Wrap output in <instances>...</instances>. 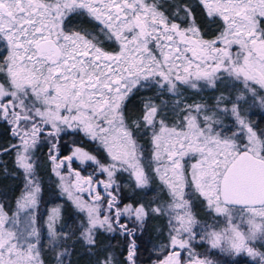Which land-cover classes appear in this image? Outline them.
Returning <instances> with one entry per match:
<instances>
[{
    "label": "snow or ice",
    "instance_id": "obj_1",
    "mask_svg": "<svg viewBox=\"0 0 264 264\" xmlns=\"http://www.w3.org/2000/svg\"><path fill=\"white\" fill-rule=\"evenodd\" d=\"M196 6L218 24L214 32ZM74 17L84 18L78 28ZM0 48V121L16 141L0 145V155L13 153L23 175L15 210L0 202V264H44L41 226L49 247L62 248L56 264L70 255L58 241L78 232L94 248L99 231L129 239L122 260L105 249L96 264H138L136 237L153 216L166 217L167 233L151 264H217L194 244L264 264V130L242 112L248 94L264 106V0H0ZM153 86L177 97L181 87L220 95L211 107L177 99L171 117L163 99L149 98L130 120V98ZM68 133L105 160L77 145L61 156ZM45 145L60 195L82 217L77 231L61 225L63 205L38 220ZM74 161L106 179L82 176ZM125 173L136 189L158 182L162 197L121 206L117 175ZM201 203L213 223L199 218Z\"/></svg>",
    "mask_w": 264,
    "mask_h": 264
},
{
    "label": "trees",
    "instance_id": "obj_2",
    "mask_svg": "<svg viewBox=\"0 0 264 264\" xmlns=\"http://www.w3.org/2000/svg\"><path fill=\"white\" fill-rule=\"evenodd\" d=\"M190 5H196V0H187ZM196 12L200 20L208 25L209 29L213 32L218 27V24H214L207 20L203 15V10L196 6ZM84 23L83 17H74L72 27L78 28L80 24ZM90 27V25H86ZM116 45L112 44L109 46L110 49L115 48ZM231 82L226 81L224 85H220V91H224L225 86ZM180 92L182 96L177 97L171 93H163L161 89L155 86L148 89H140L134 93L130 98V101L126 104V115L130 120L138 119L143 111V104L151 98L155 103L159 104L160 99H163L168 107L165 111L169 117L173 115L172 109L175 108V101L177 99H185L187 103H204L208 106H214L216 97L220 95V92L211 89L203 88L197 92L186 87H181ZM225 95H229V92H225ZM260 96H264V92L259 93ZM159 97V98H158ZM242 112L246 114V118L253 124L257 131L264 130V106H261L259 98H253L250 94L246 96V102L242 104ZM171 123V120L169 121ZM230 121L225 118V123ZM145 140H141L144 143ZM9 143H16L11 137L9 125L0 121V145H7ZM73 145L81 146L86 148L89 152L99 156L104 161L105 155L102 152H97V146L90 143L81 134H63L60 138V154L62 156L70 154ZM147 147V145H146ZM40 158V175L42 178V193L40 199V208L38 209V220L41 222L46 218L47 210L56 205H63V214L61 219V225H67L64 228L65 231L71 228L72 231H77L78 221L82 219L75 212L74 208L67 201V198L60 195V189L58 188L59 180L56 176L51 173L52 165L47 159V145L40 149L37 154ZM73 167L79 169L82 174L92 173L95 178L102 179L104 176H97L95 166L86 163L81 165L79 162L74 161ZM66 170V169H65ZM103 180V179H102ZM130 179L126 173L123 175H117V182L121 185L120 188V199L121 206L126 203H135L137 200L140 202H148L154 199L162 197V193L159 188L158 182L153 185L151 189L137 190L131 189L132 184H128ZM23 190V175L20 173L14 165V154L8 153L7 155H0V202L5 204L7 210H15V201L20 196ZM104 195V194H103ZM166 199V197H164ZM159 202V201H158ZM202 221L213 223V217L206 210L204 205L198 204L195 208ZM155 220V218H157ZM219 226L224 223L223 218L216 217ZM125 221L121 218V222ZM129 228H133L134 224L129 222ZM58 231L61 229L58 228ZM167 233L166 217L164 216H153L148 219L144 226L142 234L136 237V243L138 244V255L140 262H151L154 259H158V252L154 250V246L163 241V235ZM79 233L73 236L71 240L64 242L58 241L63 247L68 248L70 255L65 259V264H96L97 258L101 257L105 249L112 252L118 259L122 260L123 256L126 255V246L128 243V237L120 235L118 233H107L104 231L97 232V246L89 248L82 240H79ZM41 245H42V258L44 264H56L55 255L56 252L61 251L62 248L52 249L48 245L47 231L41 226ZM259 247V244L255 245ZM193 247L197 252L208 255L211 259L217 261V264H230L232 260L239 262V264H249L248 258L244 256L239 257H228L217 252H209L207 246H199L194 244ZM264 250V249H262Z\"/></svg>",
    "mask_w": 264,
    "mask_h": 264
},
{
    "label": "rangeland",
    "instance_id": "obj_3",
    "mask_svg": "<svg viewBox=\"0 0 264 264\" xmlns=\"http://www.w3.org/2000/svg\"><path fill=\"white\" fill-rule=\"evenodd\" d=\"M0 50H2V48H0ZM67 174V170H63L62 171V175H66ZM86 175H88V174H83V176H86ZM127 175V174H126ZM93 177L95 178V176L93 175ZM127 177H128V175H127ZM129 178V177H128ZM96 179V178H95ZM102 179H106V178H102ZM130 179V178H129ZM128 184H131L129 181H128ZM131 189L132 190H134V191H137V190H140V189H136L135 188V186L134 185H132L131 186ZM88 197L85 195L84 196V199H87ZM222 218V217H221ZM158 219V217L157 218H155V220H157ZM125 221H123V222H121V223H124ZM223 224L224 223H222L220 226H223ZM262 250V249H261ZM154 260H156V259H154ZM138 264H151V262H140V261H138Z\"/></svg>",
    "mask_w": 264,
    "mask_h": 264
},
{
    "label": "water",
    "instance_id": "obj_4",
    "mask_svg": "<svg viewBox=\"0 0 264 264\" xmlns=\"http://www.w3.org/2000/svg\"><path fill=\"white\" fill-rule=\"evenodd\" d=\"M71 167H72L73 169H75V170H77V171H79V172L81 173V171H80L79 169H77V168L73 167V165H71ZM81 175L83 176V174H82V173H81ZM86 176H88V175H86ZM86 176H85V177H86ZM93 179H94V178H93ZM98 188H99V187H98ZM98 188H97V189H98ZM102 193H103V191H102ZM103 194H104V193H103ZM101 195H102V194H101Z\"/></svg>",
    "mask_w": 264,
    "mask_h": 264
},
{
    "label": "flooded vegetation",
    "instance_id": "obj_5",
    "mask_svg": "<svg viewBox=\"0 0 264 264\" xmlns=\"http://www.w3.org/2000/svg\"><path fill=\"white\" fill-rule=\"evenodd\" d=\"M61 156H62V155H61ZM93 178H94V177H93ZM94 180H96V179L94 178ZM97 191H100L101 194H102V196H103L102 190H101L100 188H98Z\"/></svg>",
    "mask_w": 264,
    "mask_h": 264
}]
</instances>
